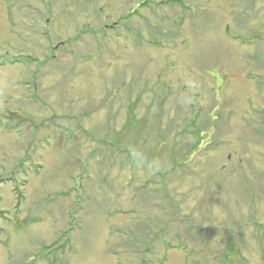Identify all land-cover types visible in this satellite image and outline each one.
I'll use <instances>...</instances> for the list:
<instances>
[{"label":"rangeland","instance_id":"1","mask_svg":"<svg viewBox=\"0 0 264 264\" xmlns=\"http://www.w3.org/2000/svg\"><path fill=\"white\" fill-rule=\"evenodd\" d=\"M0 264H264V0H0Z\"/></svg>","mask_w":264,"mask_h":264}]
</instances>
